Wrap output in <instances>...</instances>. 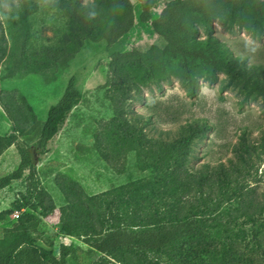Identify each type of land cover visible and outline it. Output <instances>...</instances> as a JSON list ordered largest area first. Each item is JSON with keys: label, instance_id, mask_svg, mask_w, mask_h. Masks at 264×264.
Segmentation results:
<instances>
[{"label": "trees", "instance_id": "obj_1", "mask_svg": "<svg viewBox=\"0 0 264 264\" xmlns=\"http://www.w3.org/2000/svg\"><path fill=\"white\" fill-rule=\"evenodd\" d=\"M135 1L137 13L130 0H94L86 6L80 0H56L51 6L69 20L71 44L41 46L39 54L28 56L24 29L9 49L0 44V68L6 70L0 80L30 75L43 78V71L51 67L65 70L84 42H104L109 48L130 33L136 22L152 23L156 44L146 53L135 49L110 54V67L117 77L111 84L117 94L111 97L114 115L105 134L117 135V143L141 160L151 159L154 165L164 167L148 179L98 196H87L75 182L71 183L77 191L67 194L66 186L59 184L69 205L62 229L69 236L84 238L92 251L122 264H129L126 255L134 264H194L193 248H187L190 242H204L203 250H198L202 253L199 264H209L207 260L264 264V196L258 197L254 188L245 185L264 161V136L254 144L243 128L233 145V158L226 164H202L191 171L186 165L188 157L193 143L209 129L206 120L188 121L177 139L153 144L129 120L138 119L127 117L123 110V101L130 100L135 89L169 77L179 79L187 97L193 98L198 79L214 83L221 74L219 92L235 90L240 106L264 101V68L233 55L212 35L216 18L235 23L252 36L263 34L264 0H166L156 19L152 11L160 0ZM199 28L205 38L195 36ZM18 98L22 118L19 110L15 111ZM80 100L81 93L71 77L61 97L48 107L45 120L40 121L20 90H0V107L12 123L11 135H0V157L12 146L19 156L17 168L0 177V191L21 180L27 171L28 202L15 209L31 211L20 213L11 228L3 230L12 240L7 247L1 246L0 240V264H61L77 251L76 246L61 245L58 258L34 244L31 234L22 230L35 229L40 222L37 211L46 216L54 210L52 197L39 184L31 148L37 155L46 154L49 142ZM95 140L99 151L109 158L110 149L102 143L101 134ZM10 214V210L0 212V221Z\"/></svg>", "mask_w": 264, "mask_h": 264}, {"label": "rangeland", "instance_id": "obj_2", "mask_svg": "<svg viewBox=\"0 0 264 264\" xmlns=\"http://www.w3.org/2000/svg\"><path fill=\"white\" fill-rule=\"evenodd\" d=\"M55 1L0 0V44L9 49L22 29L26 34L28 56L39 54L41 46L71 44L70 22L51 6ZM93 1L80 0V3L86 6ZM130 1L137 13L138 3L135 0ZM165 1L160 0L152 11L154 19L159 16ZM212 30V35L223 42L233 55L246 58L249 65H261L264 68V33L257 37L252 36L237 24H230L218 18L213 20ZM195 36L205 38L206 34L199 28ZM154 44L156 35L152 23L136 22L130 33L114 46L108 48L104 42L86 41L65 70L51 67L43 71V78L32 75L25 81L35 96L41 98L43 95L53 100L63 93L68 80L74 77L76 88L81 93L79 104L73 108L58 134L49 142L48 152L37 155L35 149L31 148L34 150L33 160L39 184L52 197L54 210L47 211L46 216H40L37 211L40 222L35 229L26 227L22 232L31 234L34 244L51 250L58 258L61 245L76 246L77 251L62 259L61 264L122 263L92 251L84 238L72 237L63 231L69 205L59 184L66 186L67 194L77 191L71 183L75 182L87 196H98L130 182L148 179L164 167L163 164L154 165L151 159L141 160L134 152L128 151L125 145L117 143V135L105 134L108 132L107 122L114 115L115 105L111 97L117 94L111 84L112 79L117 77L110 67V54L135 49L146 53ZM4 70L0 68V74L6 71ZM222 78L219 74L214 83L198 79L197 91L193 98L187 97L186 89L179 79L156 78L135 89L134 96L123 101V110L127 117L138 119L129 120L132 126L141 129L153 144L169 143L177 139L188 121L206 120L209 129L203 138L193 143L186 165L189 170L195 171L202 164H210L211 167L219 162L226 164L233 158L232 148L238 142L241 129H246L250 142L260 143L264 136V101L258 100L240 106V96L235 90L219 92ZM41 84L52 85L55 89L41 90ZM21 92L26 99L29 98L25 88ZM19 100L20 98L15 111L19 110L17 114L22 118ZM119 106L122 109V102ZM11 129L12 123L4 136L11 135ZM100 134L102 143L110 149L109 158H105L99 151L95 136ZM27 135L29 136V133L24 137ZM18 164L19 156L12 146L0 157V177L14 171ZM256 168L257 172L245 185L254 188L261 198L260 195L264 196V161ZM27 176L26 171L21 180L14 181L0 191V212L10 210L12 213L0 221V240L3 247H7L12 240L9 235H4L3 230L11 228L15 223L13 215L17 212L16 206L28 202ZM92 211L94 210H91L90 214ZM29 212V208L23 207L18 213ZM203 246L204 242L188 243L187 248H193L190 253H193L191 260L194 264L200 263L202 253L198 250H203ZM125 260L134 264L131 256L126 255ZM207 262L215 264L209 260Z\"/></svg>", "mask_w": 264, "mask_h": 264}, {"label": "crops", "instance_id": "obj_3", "mask_svg": "<svg viewBox=\"0 0 264 264\" xmlns=\"http://www.w3.org/2000/svg\"><path fill=\"white\" fill-rule=\"evenodd\" d=\"M32 75L26 77L25 79H13V80H0V89H6V90H12V89H18L20 91H23V88L26 89V93L28 94L29 98H27L28 103L31 105L33 108L35 114L37 115V118L40 121H44L46 118V113L48 110V107L51 104H54L62 94H59V96L54 98L53 100H49L47 96H43L41 98H38L35 96V93L31 90L30 86L28 83L25 81L29 80ZM41 90H51L55 89L54 86L52 85H47V84H41L40 85ZM52 91V90H51ZM53 92H51L52 94ZM54 94V93H53ZM55 95V94H54ZM10 123L5 117L4 112L0 108V135L4 136V133L9 130Z\"/></svg>", "mask_w": 264, "mask_h": 264}, {"label": "built area", "instance_id": "obj_4", "mask_svg": "<svg viewBox=\"0 0 264 264\" xmlns=\"http://www.w3.org/2000/svg\"><path fill=\"white\" fill-rule=\"evenodd\" d=\"M18 216H19V213H18V212H15V214L13 215V217H14L16 220H17Z\"/></svg>", "mask_w": 264, "mask_h": 264}, {"label": "clouds", "instance_id": "obj_5", "mask_svg": "<svg viewBox=\"0 0 264 264\" xmlns=\"http://www.w3.org/2000/svg\"><path fill=\"white\" fill-rule=\"evenodd\" d=\"M0 19H2V17H0Z\"/></svg>", "mask_w": 264, "mask_h": 264}]
</instances>
